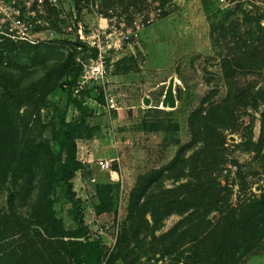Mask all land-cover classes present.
Segmentation results:
<instances>
[{"label": "rangeland", "instance_id": "374dc122", "mask_svg": "<svg viewBox=\"0 0 264 264\" xmlns=\"http://www.w3.org/2000/svg\"><path fill=\"white\" fill-rule=\"evenodd\" d=\"M144 7L129 21L119 3L104 18L98 0L80 11L70 0H0V264H75L69 240L96 242L107 264H188L207 241L203 220L217 229L229 212L235 242L222 247L223 264H264V162L248 145L261 137L264 105L239 113L225 133L212 175V189L225 198L218 209L206 206L195 177L153 176L190 140L188 116L221 78L218 61L228 49L214 39L219 24L245 27L264 16V0H168L163 9L147 0ZM96 29L114 42L105 90L75 98L64 91L65 65L81 32ZM242 82L263 85L251 76ZM76 161L83 167L73 171ZM52 171L57 180L47 194ZM145 176L152 181L145 221L129 222L131 193ZM189 182L172 200L169 191ZM109 185L119 188L97 195Z\"/></svg>", "mask_w": 264, "mask_h": 264}, {"label": "trees", "instance_id": "16d2710c", "mask_svg": "<svg viewBox=\"0 0 264 264\" xmlns=\"http://www.w3.org/2000/svg\"><path fill=\"white\" fill-rule=\"evenodd\" d=\"M70 1L74 3L79 11L82 5L86 3L91 1L92 3H97V0ZM158 1L162 9L168 2V0ZM98 2L102 4V7L104 5L106 7V10H101V15L104 18L112 17L110 14L114 13L115 5L119 3L123 5L122 13L130 12L131 15H128V20L133 21L135 15L142 14L141 10H145L144 5H146L147 0H98ZM161 15L166 16L167 13L162 11ZM255 16L251 20H248V24L245 27L236 21L235 25L231 23L228 27H225L223 23L219 24L223 33L214 39H216L218 45H222L225 42V46L228 49L226 54H220L221 61H218L221 78L216 86H212L211 82L213 80L210 78L212 75L208 76L207 70H204L205 82L211 85V88L203 94L198 106L188 116L190 140L187 143L181 144L177 156L168 167L156 171L153 175L161 177L168 171L171 173L169 179H173L175 182H178L183 177H195L197 181L201 182V199L206 202V206L213 207L214 209H218L225 200L221 190L218 188L212 189V185L215 183L212 175L220 171V152L225 144V133L228 131L233 132L234 128L237 127L239 113L242 111L247 112L250 108L257 110L261 104L264 105V25H262L264 16L260 13L255 14ZM147 21L150 22V20ZM81 46L82 43L79 42L65 65L67 78L64 91L75 98L77 96L74 95V91L82 72L81 66L77 63V57L86 52V46L83 45L82 50H80ZM250 76L261 79L263 85L257 90L244 86L242 80ZM87 91H83L82 94L87 93ZM70 101L79 108V111L84 116L85 111L82 108V104L76 99ZM261 116V137L258 142L250 141L248 145L251 147V151L257 154L260 161L264 162V110ZM63 123L65 126L70 127V124ZM197 146L201 147L190 158L186 159L187 153ZM82 167L83 165L79 161H76L73 171L80 170ZM185 170L191 172L189 176H187ZM73 177L74 172H70V174L61 179L63 180L62 183L68 185V182ZM202 177H205V181L201 180ZM150 179L151 176L142 177L137 188L131 193L129 215L127 218L129 222L136 223L139 218H143L145 221L144 218L147 215L146 201L149 200V190L152 186ZM56 180V173L52 171L47 194L53 193ZM190 186H193L192 182L169 191V193L175 194L172 200L178 202L179 196L176 194ZM115 188L118 189L119 186L98 187L97 195L102 196L104 192L114 191ZM142 201L144 202L142 203ZM46 203L51 205L48 199H46ZM191 216H194V213ZM203 221L201 223V234L205 235L207 241L199 253H193L191 263H189L193 264L198 260L197 263L199 264H223L222 247L235 242V212L226 213L221 218V222L217 224V229L213 228L214 224L211 221ZM180 224L177 226H180ZM62 237L81 238L82 235L74 236V234L66 233ZM248 239H250L249 235ZM64 244L72 247V256L75 264H101L102 251L96 242L84 243L80 240H69L68 242H64ZM64 264L68 263L65 262Z\"/></svg>", "mask_w": 264, "mask_h": 264}, {"label": "built area", "instance_id": "2783aa9c", "mask_svg": "<svg viewBox=\"0 0 264 264\" xmlns=\"http://www.w3.org/2000/svg\"><path fill=\"white\" fill-rule=\"evenodd\" d=\"M17 24H20V21ZM81 43L82 46L79 49L82 50L84 45L86 52L77 57V63L81 66L82 72L74 91L75 96L94 86L105 90L109 75L108 55L114 46L111 35L102 29L81 32ZM101 264H107V260L103 259Z\"/></svg>", "mask_w": 264, "mask_h": 264}, {"label": "water", "instance_id": "95a60500", "mask_svg": "<svg viewBox=\"0 0 264 264\" xmlns=\"http://www.w3.org/2000/svg\"><path fill=\"white\" fill-rule=\"evenodd\" d=\"M172 89H173V87L168 92L167 97H168L169 107L175 108L176 107V99H175V96L173 95Z\"/></svg>", "mask_w": 264, "mask_h": 264}]
</instances>
